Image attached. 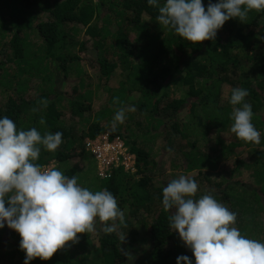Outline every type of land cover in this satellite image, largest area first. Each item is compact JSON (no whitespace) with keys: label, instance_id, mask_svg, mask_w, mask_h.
<instances>
[{"label":"trees","instance_id":"obj_1","mask_svg":"<svg viewBox=\"0 0 264 264\" xmlns=\"http://www.w3.org/2000/svg\"><path fill=\"white\" fill-rule=\"evenodd\" d=\"M202 3L207 10L209 0ZM157 15L148 0H0V118L18 130L62 132L57 150L41 148L34 163H52L93 192L110 191L127 225L105 234L94 224L78 243L30 264H177L178 256L190 257L162 205L163 187L178 175L197 182L195 198L212 194L237 213L243 236L264 243V10L226 21L214 40L199 43L160 27ZM235 87L249 92L259 144L230 131ZM120 107L126 118L113 131ZM104 133L128 145L134 171L118 165L93 176L86 140ZM87 156L85 173L83 165L66 166ZM20 240L7 225L0 229V264H24Z\"/></svg>","mask_w":264,"mask_h":264},{"label":"clouds","instance_id":"obj_2","mask_svg":"<svg viewBox=\"0 0 264 264\" xmlns=\"http://www.w3.org/2000/svg\"><path fill=\"white\" fill-rule=\"evenodd\" d=\"M148 4L158 9L156 20L160 27L169 28L193 43L214 40L217 31L230 19L244 22L250 11L264 10V0H217L216 3L209 0L207 10L202 0H164L163 4L148 0ZM248 95L245 88H232L230 131L239 140L259 144L261 133L252 123V106L245 100ZM39 103L47 106L46 100ZM114 103H120L118 97ZM127 110L135 111V108ZM125 112L124 107L116 110L113 131L124 122ZM39 123L44 125L45 119L41 117ZM62 136L59 131L41 134L35 127L18 130L8 116L0 118V229L7 225L19 234V248L25 252L24 264L37 257L51 259L69 242L78 243V234L94 231V224L102 223L105 234L116 232L118 226H127L125 212L110 191L93 192L81 187L77 176L69 178L52 168V163L44 165L51 168L34 163L41 148L55 152ZM197 190L194 179L181 175L167 183L162 192L169 229L177 232L192 251L195 264H264V243L241 234L234 226L237 213L212 194L195 198ZM125 239L121 233L120 240ZM181 262L193 264L186 255L177 257V264Z\"/></svg>","mask_w":264,"mask_h":264},{"label":"built area","instance_id":"obj_3","mask_svg":"<svg viewBox=\"0 0 264 264\" xmlns=\"http://www.w3.org/2000/svg\"><path fill=\"white\" fill-rule=\"evenodd\" d=\"M85 149L93 154L96 160V174L101 177L106 176L111 167L124 165V169H130V165H127V162L134 164L132 156L129 153H127V156L124 154L127 149L126 144L118 135L110 139L109 134L104 133L98 135L95 139H87ZM43 168L51 167L43 166Z\"/></svg>","mask_w":264,"mask_h":264},{"label":"rangeland","instance_id":"obj_4","mask_svg":"<svg viewBox=\"0 0 264 264\" xmlns=\"http://www.w3.org/2000/svg\"><path fill=\"white\" fill-rule=\"evenodd\" d=\"M75 121H76V119H74ZM158 142H160V140H157V143ZM126 150L124 151V154L127 156V153H128V149H129V147L126 145ZM123 154V155H124ZM89 156H92V157H94L93 156V154H89ZM166 156H167V154H164V155H162L161 156V158H162V162H160V164H158L157 165V167H159V168H161V165L163 166L166 162H165V160H166ZM112 157H114V156H112ZM156 157H158V156H156ZM156 159V158H155ZM89 158H88V156H87V159H85V158H80V157H74V158H71L67 163H66V166H71V165H77L79 168H81V166L83 165V167H85V171L84 172H79V174H82V173H85V172H87V170H88V168H89ZM119 160V159H118ZM157 161H159L158 159H156ZM112 161H113V159H112ZM112 163V162H111ZM110 163V164H111ZM130 165V169L132 170V171H134L135 170V167H134V164L133 163H129V162H127V165ZM104 167V166H103ZM167 172H170V171H167ZM97 172H95L94 174H93V176L96 174ZM179 178V175L178 176H173L172 177V179H178ZM137 230H139V229H137ZM188 251L190 254H188L189 256H190V258L193 260V253H192V251L189 249V248H187L185 245H184V251Z\"/></svg>","mask_w":264,"mask_h":264}]
</instances>
